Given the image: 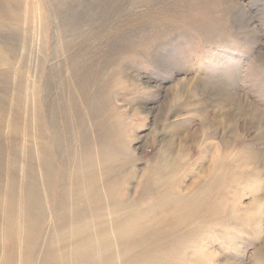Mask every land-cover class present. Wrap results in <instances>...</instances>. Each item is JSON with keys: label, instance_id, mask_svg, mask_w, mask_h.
Returning <instances> with one entry per match:
<instances>
[{"label": "rangeland", "instance_id": "obj_1", "mask_svg": "<svg viewBox=\"0 0 264 264\" xmlns=\"http://www.w3.org/2000/svg\"><path fill=\"white\" fill-rule=\"evenodd\" d=\"M56 1L57 4H54L53 0H13L14 4L12 6L16 7L17 4V7H20L16 11H11L13 7L10 6L3 14L0 9V60L2 61H0V184H2L0 185V264L10 256L13 264H28V261H33L32 264H35L40 250L45 243H49L53 215H57L59 212H67L65 210L71 206L70 202L61 201L60 196L67 194L68 196L65 195V197L69 198L72 193L71 189L74 187L79 192L81 189L80 194L85 199L89 194L86 191L85 183L89 186L92 183L94 187L99 185L97 189L100 190L97 191L95 188V191H91V195L95 197L99 194L97 192L100 191V194L103 195L102 186L107 184L105 186L107 189L113 187L112 191H116L113 195L114 197L117 195L116 200L118 202L124 203V205L135 204L139 206L143 200L144 183L147 185L159 182L161 178L164 181L167 180L166 169L164 170L162 167V159L160 160V158H162L163 151L165 153L167 150L165 155L170 152V150L168 151L169 148L164 146L166 143L171 140L177 145L180 143L176 142L177 137L188 140L190 147H192L190 152L194 154L192 163L200 158L201 147L209 149L208 146L206 147L207 143L215 146L217 152L232 153L235 151L234 154L236 155L241 150V146L253 144L258 130L248 126L245 117H241L237 125L236 123L233 124L236 137L239 138V144L230 148L225 144L226 142H223L225 130L218 125V118L213 114L214 108L208 104L205 105L204 101H208V98H203L200 87L198 86L197 89L195 83L207 82L209 85L220 89L226 88L230 93L234 91L231 95L232 99H235L239 104L241 103L240 107L247 103L260 111L264 118V0H203L204 2L202 0H75V4L73 0L72 3L69 0ZM59 4L60 8L57 7ZM52 6H54V10L58 8L62 11L55 10L56 12H53ZM3 10H5V7ZM157 13H159V16ZM115 21L116 23H114ZM147 32L148 34H146ZM3 60H6L5 63ZM11 61H13L12 64ZM121 66H123V69ZM20 68L21 70H19ZM112 75L113 77H111ZM20 76H24L23 80ZM1 77H7V79L2 80ZM9 79L11 80L9 81ZM226 81H229V83ZM183 82H187L186 84L189 87H193L191 90L195 96L185 95L181 102L173 100L170 102L168 97L174 95L175 89L181 86ZM76 100H78V104ZM92 109L94 110L92 111ZM171 110L172 112L177 111V120L168 117ZM95 113L97 117H95ZM102 113L103 115H100ZM2 114L6 119L5 121L1 117ZM45 117L48 119L45 120ZM175 120V123L180 125V129L176 134H173L170 127ZM114 122L115 124H113ZM116 124H119V126H116ZM128 125L130 126L128 127ZM4 127L5 129H3ZM53 128L56 132L58 130L62 132L56 134ZM102 129L106 132L109 131L105 134L106 132ZM12 131L17 135L15 136ZM69 131H71V134ZM117 133L122 134H120L121 137L119 135L120 139ZM167 134L170 136H167ZM202 135H205L204 140L206 139V143L200 147L199 145H202L200 144ZM69 136L72 138L70 139ZM102 139L108 144L104 143ZM47 140H50V143ZM157 141L159 144H157ZM100 144H102L104 150ZM225 147L227 148L225 149ZM115 149H117L116 152H119V155L115 152ZM176 151L173 150L172 154H175ZM69 152H73L72 155ZM214 153L216 152L213 150L210 155L208 153V156L211 158ZM16 154L17 156H15ZM73 154H75V157H73ZM91 154L94 155L91 156ZM120 154L122 158L119 157ZM104 155L106 158H103ZM82 157L83 161L81 160ZM128 158L131 159L128 160ZM132 158L135 160L133 161ZM176 160L177 158L174 162ZM131 161H133V164L130 163ZM22 164H26V168L22 167ZM109 164H111L110 169L107 166ZM67 165L68 167H65ZM199 165H203V168L205 165L204 171H206L207 179L211 181H207L203 177L204 175H199L198 170L201 168ZM209 166L210 161L206 164L202 162L197 164L194 169L196 173V169L199 168L197 174L192 173L193 176L190 175L187 178L189 181L186 179L183 182V185L191 186L192 184L191 193L193 192L195 195L192 194L184 200L173 199L167 205L159 204L157 199V202L156 200H150V203H147L149 206H146L147 211L141 215L142 219L131 231L133 233H136V230L139 232L146 231L152 225V229H162L172 245L165 251L153 252L156 259L154 256L147 258L142 264H200L201 262L202 264H224L223 262L226 260L228 262L232 261L228 264H258L261 262L256 261L255 252L253 251L258 248V244L264 245V242L260 243L264 239V222L262 223L263 233L260 241L257 234L256 218L254 214L250 213L251 208L247 205L249 199L244 194L247 191L255 192V190H259L264 201V186L258 188V186L249 183L246 177L242 176V170L235 164L224 166L223 170L222 168L215 169L213 172L208 170ZM10 167L13 171L14 168L18 171L19 179L16 178L18 180H22L23 172L27 171V178L23 180L26 182V188L29 189L30 184L34 182L42 188L41 190L38 187L40 191L35 190L42 191L41 194H45L44 197L43 195L41 197L43 208H40L38 202L40 196L37 199L33 195V199L29 195L25 197V205L28 206V211L25 210L23 219L24 221L26 219L28 229L27 233L24 234L28 235V232H31L27 237L29 239L27 242L25 236L23 239V258H21L18 251H12L13 247H17L20 239L18 240L15 236L7 244L4 241V205L7 204L8 193L10 191L14 195L17 192L14 195L16 196L14 201L17 204L21 202L19 196H23L18 190L21 189L19 181L18 187L14 188V191L7 188L9 183L7 175L9 174L5 172ZM131 169L133 170L130 171ZM150 169L154 175H152ZM41 170L42 172H40ZM76 170H79V180L78 177L72 180L74 178L73 173ZM113 170L114 172H112ZM154 170L155 172L159 171L158 174ZM135 171L139 174L137 175ZM66 172L68 175L65 174ZM184 173L183 171L180 173L181 175L178 174V177L183 176ZM122 175L124 177L127 175L128 178H124ZM220 175L222 179H219ZM137 176L138 178H136ZM231 176H235V179ZM214 178H218L222 182L213 185ZM228 178L230 179L228 180ZM205 180L209 182L210 187H208V183L204 182ZM227 180L228 182L231 181L230 184L236 183V185H227L230 186V191L223 190L224 195H228L222 197L221 192L218 193V189L224 186L225 182L228 183ZM78 181L81 182L78 183ZM240 181L243 182L240 183ZM198 182L203 183L199 185ZM77 183L81 186L80 188ZM71 184H73L72 187ZM82 187H85V189ZM32 191L35 195L34 187ZM129 192L133 194L129 195ZM184 192H186V188L183 190ZM236 192L237 195L241 193L240 196H236ZM188 194L189 191L183 196ZM132 197H134V200H131ZM239 197H241L240 201L238 200ZM5 199H7L6 202ZM92 204L96 205L97 202L94 200ZM211 210L213 213H210ZM73 213L76 214V212ZM84 213H79V215ZM195 215L196 218H194ZM129 217L133 218V216ZM233 220L236 223L239 222L235 225V221L234 224L232 222ZM12 222L14 223L12 224ZM16 223H18V213L14 214L10 220L13 231L16 229L14 227H17L15 226ZM154 225L156 228L153 227ZM193 226H196V228H192ZM202 227L204 228L202 229ZM34 229L37 230L36 233ZM223 232L224 234H222ZM37 233L39 236L36 235ZM176 233L179 234L178 238ZM189 234L192 236H189ZM241 244L242 246L237 248ZM134 249L129 248L128 251ZM211 250L212 254L209 253ZM181 253L182 256L179 255ZM217 256L218 259H216ZM28 257H30V260H28ZM177 259L181 261L178 262Z\"/></svg>", "mask_w": 264, "mask_h": 264}, {"label": "bare ground", "instance_id": "obj_2", "mask_svg": "<svg viewBox=\"0 0 264 264\" xmlns=\"http://www.w3.org/2000/svg\"><path fill=\"white\" fill-rule=\"evenodd\" d=\"M33 1V0H32ZM38 1V0H37ZM50 1V0H49ZM56 1V0H55ZM54 2V4H57V1ZM71 1L72 3V0H69ZM89 1V0H88ZM3 2V3H2ZM0 1V9L2 10L3 14H5V11L8 9V7L12 6L14 3H13V0H4V1ZM24 2V1H23ZM30 2V1H29ZM35 2V1H34ZM62 2V1H61ZM74 4H75V0H73ZM86 2V1H85ZM191 2V1H190ZM201 2V1H200ZM202 2H204L202 0ZM201 2V3H202ZM207 2V1H206ZM205 2V3H206ZM225 2V1H224ZM27 3V2H26ZM36 3V2H35ZM49 3V2H48ZM90 3V2H89ZM97 3V2H96ZM196 3V2H195ZM52 4V5H54ZM62 5V3H60ZM60 4L59 6H57L58 8H60ZM69 4V3H67ZM204 4V3H203ZM225 4V3H224ZM90 5V4H89ZM20 6V5H19ZM46 3H45V7H46ZM55 6V5H54ZM54 6H52L53 8V12H56L55 10H59L58 8L54 10ZM75 6V5H74ZM73 6V7H74ZM84 6V5H83ZM103 6V5H102ZM5 7V10H3V8ZM13 8L11 9V11H16L18 8L20 7H17V4H16V7L12 6ZM37 7V6H36ZM51 7V6H50ZM32 8V6H31ZM88 8V7H87ZM75 9V7H74ZM84 9V8H83ZM40 10V8H39ZM70 10V9H69ZM94 10V9H93ZM97 10V9H96ZM62 11V10H59V12ZM71 11V10H70ZM86 11V9H85ZM27 12V11H26ZM11 13V12H10ZM25 13V12H24ZM23 14V13H22ZM55 14V13H54ZM149 14V13H148ZM148 14H145V15H148ZM153 14V13H152ZM158 16H159V13H157ZM229 14V13H228ZM25 16V15H24ZM31 16V15H30ZM60 16V15H59ZM139 16V15H138ZM144 16V14H143ZM152 16V15H150ZM7 17V16H6ZM20 17V16H19ZM35 17V16H34ZM156 19L157 17L154 16ZM27 18V17H26ZM32 18V17H31ZM60 18V17H59ZM58 18V20L60 21V19ZM145 18V17H144ZM153 18V17H152ZM7 19V18H6ZM26 20V19H25ZM31 20V19H30ZM40 20V19H39ZM164 20V18H163ZM173 20V19H172ZM155 21V20H154ZM158 21V20H157ZM152 22V20H151ZM36 23V21H35ZM116 23V21L114 22ZM21 24H23L21 22ZM90 24V23H89ZM119 24V23H118ZM117 24V25H118ZM140 24V23H139ZM26 25V24H25ZM142 25V24H141ZM166 25V24H165ZM91 26V25H90ZM120 26V25H119ZM169 26V25H167ZM173 26V25H172ZM122 27V25H121ZM155 27V25H154ZM171 27V26H170ZM94 28V27H93ZM99 28V27H98ZM123 28V27H122ZM145 28V27H144ZM4 30V29H3ZM174 30V29H173ZM2 31V30H1ZM8 31V30H7ZM4 32V31H3ZM43 32V31H42ZM143 32V31H142ZM149 32V31H148ZM148 32L146 34H148ZM25 33V32H24ZM30 33V32H29ZM46 33V31H45ZM150 33V32H149ZM153 33V31H152ZM9 34V33H8ZM12 34V33H11ZM31 34V33H30ZM29 34V35H30ZM39 34V33H37ZM15 35V34H14ZM157 35V33H156ZM160 35V34H159ZM27 36V35H25ZM51 36V35H50ZM47 37V36H46ZM10 38V37H9ZM36 38V36H35ZM5 39V38H4ZM32 39V38H31ZM47 39V38H46ZM9 40V39H8ZM12 40V39H11ZM159 40V39H158ZM15 41V40H14ZM11 42V41H10ZM66 42V41H65ZM158 42V41H157ZM1 45V43H0ZM43 45V44H42ZM62 45V44H61ZM23 46V45H22ZM48 46H51V45H48ZM31 47V46H30ZM93 47V46H92ZM2 48V46H1ZM32 48V47H31ZM34 48V47H33ZM124 48V47H123ZM122 48V49H123ZM3 49V48H2ZM27 49V47H26ZM25 49V50H26ZM24 50V51H25ZM1 51V50H0ZM20 51V50H19ZM29 51V50H28ZM71 51V50H70ZM123 51V50H122ZM23 52V51H22ZM31 52V51H30ZM88 52V51H87ZM75 53V52H74ZM34 54V53H33ZM90 54V53H89ZM3 55V54H2ZM2 55H1V59H2ZM5 55V54H4ZM32 55V54H31ZM44 55V54H43ZM66 56V55H65ZM7 57V56H6ZM43 58V57H42ZM12 59V58H11ZM41 59V58H40ZM69 59V58H68ZM45 60V59H43ZM51 60V59H50ZM122 60V59H121ZM1 61V60H0ZM4 61V60H3ZM6 61V60H5ZM4 61V63H5ZM41 61V60H40ZM2 62V61H1ZM10 62V61H9ZM13 63V61H11V64ZM5 65V64H4ZM169 65V64H168ZM25 67V66H24ZM23 67V68H24ZM122 69H123V66H121ZM9 69V68H8ZM49 69V68H48ZM171 69V68H170ZM14 70V68H13ZM21 70V68L19 69ZM24 70V69H23ZM12 71V70H11ZM28 71V70H27ZM41 71V69H40ZM42 72V71H41ZM132 73V72H131ZM178 73V72H176ZM120 74V73H119ZM7 75V74H6ZM5 75V76H6ZM32 75V74H31ZM122 75V74H121ZM133 75V74H132ZM1 76V75H0ZM10 76V75H9ZM33 76V75H32ZM8 77V76H7ZM7 77L5 78H2V80L4 79H7ZM13 77V76H12ZM12 77H9V78H12ZM23 80L24 76H20ZM27 77V76H26ZM113 77V75L111 76ZM233 77V76H232ZM115 78V77H114ZM227 78V77H226ZM15 79V78H14ZM19 79V78H18ZM212 79V78H210ZM219 79V78H217ZM11 79H9L10 81ZM21 80V79H20ZM21 80V81H22ZM135 80V79H134ZM138 80V79H137ZM221 80V79H220ZM227 80V79H226ZM112 81V80H110ZM231 81V80H230ZM5 82V81H4ZM14 82V81H13ZM19 82V81H18ZM116 82V81H115ZM145 82V81H144ZM229 83V81H226ZM108 83V82H107ZM187 82H183L181 83V86L177 87V89H175V93L174 95H171L168 97L169 101L171 102V100L173 101H177V102H181V100H183V96L185 95H189L191 97H194L195 95L192 94V88L193 87H189L187 84ZM221 83V82H220ZM8 84V83H7ZM38 84V83H37ZM194 84V83H192ZM197 84V85H196ZM213 84V83H212ZM222 84H223V81H222ZM227 84V83H226ZM2 85V84H1ZM20 85V84H19ZM22 85V84H21ZM43 85V84H42ZM139 85V84H138ZM196 85V88L198 87L200 89V91L203 93V98H208V101H204L205 102V105H210L211 107L214 108V115L218 118V125H220L222 127V129L225 130V133L223 135V142H226L225 144H227L228 147L232 148V146H236L239 144V138L236 137V134H235V123L236 125L238 124L239 120L241 119V117H245V120L248 124V126H250L252 129H256L258 130V133L255 135V138H254V143L253 144H248V145H243L241 146V150L236 154L235 151H233L232 153L230 152H217L218 150H215V146L213 145H208L209 143L206 144V147L208 146L209 149H204L202 148L201 146H203L205 143H206V139L204 140V137L205 135H202V140H201V143L202 145H199L201 147V150H200V158L195 161L194 163H192V159H193V156L194 154L192 152H190V150H192V147H190V144L188 143V140H186L185 138H179L177 136L178 139L176 140V142H180V143L177 145L173 140L169 141L168 143H166L164 146L169 148L168 151L170 150V152L168 154L165 155V153H167V150L166 152L164 153V151L162 152V158H160L161 160V165L162 167L164 168V170L166 169V173H167V177L166 176V179L164 181L163 178L159 179V182H155V183H150V184H143L144 185V188H143V200H142V203L137 206L135 204H129V205H124V203H120L116 200V197H114L113 193L116 192V191H112V188L111 189H107V184L106 185H103L102 188H103V195L100 194V192H97L99 194H97V197L91 195V191H95V188L97 189V187L99 185H96L94 187V185H92L91 183V186H89V184L85 183L86 184V187H87V190L89 192L88 194V197L86 196V198L84 199V197H82V195L80 194L81 192V189H80V192L78 190L75 189V187L73 189H71L72 193H71V196H69V198H66L65 195L67 194H63L60 196V200L61 201H68V203L70 202L71 203V206H69L70 208L65 210L67 212H59V214L57 213L54 214L53 216V221H52V224L53 226L52 229H50V237H49V243L47 245V243L44 244L43 248L40 250L39 254L37 255V260L35 261V264H134V263H138V264H142L147 258H151L154 256V258L156 257V255H154L153 252H157V251H160V250H167L171 247L172 243L170 240L167 239V236L164 235V232L162 231V229H152V225L150 228H147L146 231H138L136 230V233H133L131 230H134V228L137 226V223L142 219V216L146 211V206L147 203L150 201V200H158V203L159 204H164V205H167L170 203L171 200L173 199H177V200H184L185 198H187L188 196L190 195H195L193 192L191 193L192 191V184L191 186H188V185H183V182L188 178L193 176L192 173H195L194 169H195V166H197V164L199 163H207L210 161V166L208 168L209 171H212L215 170V169H220L222 168L223 170V167L224 166H230L231 164H235L237 165L238 168H240L242 171V176L243 177H246V180H248L249 183H251L252 185H256L258 186V188L261 186L263 187L264 186V118L261 114L260 111H258L257 109H254L251 105L245 103L244 105H242L243 107H240V104L234 99H232V94H233V88L231 89L233 92L230 93L228 91V89L226 90V86L224 87L225 89H220L219 87H214V86H211L209 85V83L207 82H203L201 84H198V83H195ZM227 85H230V84H227ZM18 86V85H17ZM24 86V85H23ZM194 86V85H193ZM77 87V85H76ZM82 87V86H81ZM102 87V85H101ZM229 87V86H228ZM227 87V88H228ZM29 88V87H28ZM134 88V87H133ZM152 88V87H151ZM195 88V87H194ZM197 88V89H198ZM230 88V87H229ZM20 89V88H19ZM35 89V87H34ZM30 90V89H29ZM28 90V91H29ZM43 90V89H42ZM194 90V89H193ZM44 91V90H43ZM109 91V90H108ZM132 91V90H131ZM15 92V91H14ZM31 92V91H29ZM36 92V91H34ZM104 92V91H103ZM102 92V93H103ZM150 92V91H149ZM26 94V93H25ZM70 94V92H69ZM114 94V93H113ZM123 94V92H122ZM152 94V93H151ZM13 95V94H12ZM32 95V94H31ZM35 95V94H34ZM94 95V94H93ZM168 96V95H167ZM26 97V96H25ZM112 97V96H111ZM117 97V96H116ZM21 98H22V95H21ZM37 98V97H36ZM80 98V97H79ZM113 98V97H112ZM137 98V97H136ZM30 99V98H29ZM98 99V98H97ZM18 100H19V97H18ZM22 100V99H21ZM32 100V99H31ZM82 100V99H81ZM100 100V99H99ZM104 100V99H103ZM102 100V101H103ZM127 100V99H126ZM77 101V104H78V100ZM32 102V101H31ZM82 102V101H81ZM99 102V101H98ZM97 102V103H98ZM104 102V101H103ZM86 103V102H85ZM23 104V103H22ZM30 104V103H29ZM75 105V104H74ZM88 105V104H87ZM92 105V104H91ZM94 105V104H93ZM99 105V104H98ZM184 105V104H183ZM194 106V105H193ZM43 107V106H42ZM84 107V106H83ZM95 107V106H94ZM122 107V106H121ZM120 107V108H121ZM175 107V106H174ZM79 108V107H78ZM45 109V108H44ZM89 109V108H88ZM2 110V108H1ZM17 110V109H16ZM21 110V109H20ZM73 110V109H72ZM82 110V109H81ZM94 109H92L93 111ZM120 110V109H119ZM67 111V110H65ZM18 112V111H17ZM44 112V111H43ZM1 113V112H0ZM87 113V112H86ZM181 113V112H180ZM19 114V113H18ZM76 114V113H75ZM93 114V113H92ZM96 114V113H95ZM164 114V113H163ZM7 115V114H6ZM48 115V114H47ZM100 115H103L100 114ZM134 115V114H133ZM178 113L177 111H173L172 110L169 112L168 114V117H172L174 119L177 120V116ZM49 116V115H48ZM47 116V117H48ZM88 116V115H87ZM3 118V120L5 121L6 119H4V116L2 114L1 116ZM30 117V115H29ZM97 117V114L96 116ZM94 117V118H95ZM101 117V116H100ZM129 117V116H128ZM167 117V118H168ZM13 118H16V117H13ZM31 118V117H30ZM93 118V119H94ZM127 118V117H126ZM19 119V118H18ZM33 119H34V116H33ZM48 119L45 117V120ZM66 119V118H65ZM69 119H70V115H69ZM85 119V118H84ZM180 119V117H179ZM195 119V118H194ZM8 120V119H7ZM176 120L174 121V123H172L171 127L172 128V132L173 134L177 133V131L180 129V125H177L175 122ZM12 121V120H11ZM64 121V120H63ZM68 121V120H67ZM76 121V120H75ZM81 121V120H80ZM98 121V120H97ZM127 121V120H126ZM1 122V121H0ZM28 122V121H27ZM51 122V121H50ZM77 122V121H76ZM79 122V121H78ZM83 122V121H82ZM207 122V121H206ZM6 123V122H5ZM4 123V124H5ZM10 123V122H9ZM13 123V122H12ZM15 123V122H14ZM21 123V122H20ZM66 123V122H65ZM72 123V122H71ZM80 123V122H79ZM86 123V121H85ZM84 123V124H85ZM109 123V122H108ZM107 123V124H108ZM112 123V122H111ZM188 123V122H187ZM209 124H212L210 122H207ZM1 124V123H0ZM8 124V123H7ZM53 124V122H52ZM64 124V123H63ZM106 124V125H107ZM115 124V122L113 123ZM123 124V123H122ZM120 124V125H122ZM234 124V125H233ZM81 125V124H80ZM109 125V124H108ZM5 126V125H4ZM20 126V125H19ZM18 126V127H19ZM24 126V125H23ZM32 126V125H31ZM48 126V125H47ZM103 126V125H102ZM105 126V125H104ZM116 126H119V124ZM130 125H128L129 127ZM169 126V125H168ZM167 126V127H168ZM53 127V126H52ZM50 127V128H52ZM96 127V126H95ZM136 127V126H135ZM24 128V127H23ZM26 128V127H25ZM101 128V127H100ZM169 128V127H168ZM5 129V127L3 128ZM38 129V128H36ZM47 129V128H46ZM54 129V128H53ZM66 129V128H65ZM70 129V128H69ZM98 129V127H97ZM116 129V128H115ZM118 129V128H117ZM132 129V127H131ZM33 130V129H32ZM51 130V129H50ZM55 130V129H54ZM93 130V129H92ZM99 130V129H98ZM103 130V129H102ZM171 130V129H170ZM94 131V130H93ZM105 131V130H103ZM109 131V130H108ZM108 131L105 133L107 134ZM125 131V130H124ZM129 131V130H128ZM135 131V130H134ZM6 132V130H5ZM13 132V131H12ZM54 132V131H53ZM56 132V130H55ZM59 132H62V131H57L56 134ZM70 134H71V131H69ZM170 132V131H169ZM186 132V131H185ZM14 135H15V132H13ZM21 133V131H20ZM67 133V132H66ZM88 133V132H87ZM96 133V132H95ZM111 133V132H110ZM116 133V131H115ZM122 133V132H121ZM120 133V134H121ZM69 134V133H68ZM75 134V133H74ZM90 135V133H88ZM93 134V133H92ZM118 137H119V135ZM124 135V133H122ZM121 134V135H122ZM163 134V133H162ZM17 135V134H16ZM15 135V136H16ZM45 135V134H44ZM52 135V134H51ZM50 135V136H51ZM88 135V136H89ZM111 135V134H110ZM120 135V137H121ZM127 135V134H126ZM55 136V135H54ZM87 136V134H86ZM101 136V135H100ZM115 136V135H114ZM167 136H170L169 134H167ZM196 136V135H195ZM39 137V136H38ZM75 137V136H74ZM117 137V136H116ZM117 137V138H118ZM119 137V139H120ZM129 137V136H128ZM163 137V135H162ZM166 137V136H165ZM173 137V136H172ZM193 137V136H192ZM199 137V136H198ZM17 138V137H15ZM70 138V136H69ZM72 138V137H71ZM70 138V139H71ZM90 139V137H88ZM87 138V139H88ZM114 138V137H113ZM168 138H171V137H168ZM241 138V137H240ZM96 139V138H95ZM94 139V140H95ZM99 139V138H98ZM97 139V140H98ZM109 139V138H108ZM118 139V140H119ZM125 138L123 137V140ZM40 140V139H39ZM76 140V139H75ZM81 140V139H80ZM96 140V142H97ZM103 140V139H102ZM253 140V139H252ZM44 141V139H43ZM48 141V140H47ZM50 141V140H49ZM48 141V142H49ZM56 141V140H55ZM101 141V140H99ZM98 141V142H99ZM107 141V140H105ZM122 141V140H121ZM216 141V140H215ZM47 142V143H48ZM95 142V141H94ZM104 142V140H103ZM112 142V141H111ZM125 142V141H124ZM158 142V141H157ZM199 142V141H198ZM37 143V142H36ZM50 143V142H49ZM57 143V142H55ZM77 143V142H76ZM84 143V142H83ZM101 143V142H99ZM98 143V144H99ZM104 143H107V142H104ZM102 143V144H104ZM114 143L116 144V142L114 141ZM128 143V142H127ZM214 143V142H213ZM81 144V143H80ZM85 144V143H84ZM101 145V148L103 147ZM108 144V143H107ZM114 144V145H115ZM159 144V142L157 143ZM212 144V143H211ZM17 146V144H15ZM45 145V144H44ZM92 145V144H91ZM99 145V146H100ZM121 145V144H120ZM125 145V143H124ZM194 145V144H193ZM191 145V146H193ZM29 146V145H28ZM27 146V147H28ZM48 146V145H47ZM78 146V145H76ZM109 146V145H107ZM117 146V145H116ZM122 146V145H121ZM128 146H129V143H128ZM222 146V145H221ZM240 146V145H239ZM69 147V146H68ZM79 147V146H78ZM113 147V146H111ZM123 147V146H122ZM199 147V149H200ZM113 148H116L115 146ZM113 148H111L112 150H114ZM124 148V147H123ZM227 147H225L226 149ZM239 148V149H240ZM34 149V148H33ZM39 149V148H38ZM100 149V148H99ZM103 149V148H102ZM126 149V148H125ZM124 149V150H125ZM128 149V148H127ZM235 149V148H234ZM87 150V148H86ZM90 150V149H89ZM92 150V149H91ZM101 150V149H100ZM104 150V149H103ZM117 149H115V152H116ZM157 150V149H156ZM176 151L175 154H172V152ZM215 151L216 153H214V155L210 158L208 156V153L210 155L211 151ZM222 150H223V147H222ZM232 150V149H230ZM236 150V149H235ZM51 151V150H50ZM55 151V150H54ZM84 151V150H83ZM102 151V150H101ZM118 151H120L118 149ZM122 151V150H121ZM159 151V150H158ZM34 152V151H33ZM40 152V151H39ZM105 152V151H104ZM107 152V151H106ZM113 152V151H111ZM110 152V153H111ZM43 153V152H42ZM49 153V152H48ZM70 153V152H69ZM73 153V152H72ZM72 153H70L72 155ZM100 153V152H99ZM117 153V152H116ZM123 153V152H122ZM129 153V152H128ZM191 153V154H190ZM2 154V153H1ZM26 154H28L26 152ZM33 154V153H32ZM56 154V153H55ZM103 154V152H102ZM119 155V152L117 153ZM124 154V153H123ZM132 154V153H131ZM234 154V155H233ZM49 155V154H48ZM70 155V157H71ZM75 157V154H73ZM79 155H83V154H79ZM94 155V154H91V156ZM100 155V154H99ZM108 155V154H107ZM17 156V154L15 155ZM31 156V155H29ZM47 156V155H46ZM53 156V155H52ZM90 156V155H89ZM90 156V158H91ZM101 156V155H100ZM117 156V155H115ZM122 155L120 154L119 157H121ZM158 156V155H157ZM2 157V156H1ZM27 157V156H26ZM32 157V156H31ZM35 157V156H34ZM51 157V156H50ZM111 157V156H110ZM114 157V156H113ZM118 157V156H117ZM116 157V158H117ZM159 157V156H158ZM55 158V157H54ZM77 158V157H76ZM89 158V159H90ZM94 158V157H93ZM98 158V157H97ZM103 158H106L105 155ZM122 158V157H121ZM177 158V160L174 162V160ZM30 159V158H29ZM43 159V158H42ZM41 159V160H42ZM52 159V158H51ZM78 159V158H77ZM92 159V158H91ZM126 159V158H125ZM131 158H128V160H130ZM156 159V158H155ZM159 159V158H158ZM46 160V159H45ZM75 160V159H74ZM73 160V161H74ZM83 161V157L81 159ZM109 160V158H108ZM111 160V159H110ZM119 160V159H118ZM121 160V159H120ZM133 160V158H132ZM135 160V159H134ZM133 160V161H134ZM2 161V160H1ZM12 161V160H11ZM57 161V160H55ZM99 161V160H98ZM97 161V163H98ZM112 161V160H111ZM110 161V162H111ZM123 161V160H122ZM133 161H131L130 163H132ZM25 162V161H24ZM50 162V161H49ZM58 162V161H57ZM96 162V161H95ZM102 162V160H101ZM106 162V161H105ZM125 162V161H124ZM48 163V162H47ZM78 163V162H77ZM83 163V162H82ZM85 163V162H84ZM89 165H90V161L88 162ZM93 163V162H92ZM96 163V164H97ZM100 163V161H99ZM98 163V164H99ZM113 163H116V162H113ZM126 163V162H125ZM129 163V164H130ZM11 164V162H10ZM9 164V166H10ZM13 164V163H12ZM15 164V163H14ZM20 164V163H19ZM133 164V163H132ZM135 164V163H134ZM157 164V162H156ZM209 164V163H208ZM44 165V164H43ZM50 165V164H49ZM60 165V164H59ZM86 166V164H84ZM110 165H107L109 166L108 169H110ZM125 165V164H124ZM123 165V166H124ZM128 165V164H127ZM160 165V166H161ZM13 166V165H12ZM20 167V165H18ZM22 167L26 168V164H22L21 165ZM47 166V165H46ZM54 166V165H53ZM106 166V165H105ZM113 166V165H112ZM120 166V165H119ZM122 166V165H121ZM122 166V167H123ZM130 166V165H129ZM133 166V165H131ZM200 166V165H199ZM207 166V165H206ZM15 167V166H13ZM55 167V166H54ZM65 167H68L65 166ZM71 167V166H70ZM88 167V166H87ZM101 167V166H100ZM121 167V168H122ZM127 167V166H125ZM161 167V168H162ZM200 170L196 169V173L197 174V170H198V173L199 175H204L203 177H205V179L207 181H211L209 179H207V175H206V171H204V168H205V165H204V168H203V165L200 166ZM35 168V167H34ZM42 168V167H41ZM53 168V167H52ZM94 168V167H93ZM103 168V166H102ZM130 168V167H129ZM152 168V166H151ZM227 168V167H226ZM20 170L22 168H19ZM45 169V168H44ZM54 169V168H53ZM60 169V168H59ZM71 169V168H70ZM74 169V168H73ZM114 169V168H113ZM153 169V168H152ZM156 169V167H155ZM239 169V171H240ZM6 170V169H4ZM40 170V169H39ZM52 170V169H51ZM115 170V169H114ZM114 170L112 172H114ZM133 169H131L130 171H132ZM151 170V169H150ZM207 170V171H208ZM15 171V172H14ZM14 171L12 169V167H10L9 169L7 168V172H5L6 174H9L7 175V180L9 183H8V186L7 188L8 189H13V191L15 190L14 188L18 187V181L19 183H21V189H18L19 190V193L23 194V196H19L20 198V201L21 202H18V204L14 201V195H16L17 192H15L14 195H12V192L9 191L8 193V200L5 199V202L7 200V204L4 205V213H5V219H4V222H5V227L3 229L4 231V235H5V238H4V241H5V244H7V242L12 238H14L16 236V238H18V240L20 239V242L18 243L17 247H13L12 251H18L21 258H23V239H24V236H25V241L27 242L29 239H27L28 235L30 234L31 231L28 232V235H25L27 233V229H28V224L26 223V219L24 221V213H25V210L28 208V206L25 205V197L26 195H29V197L32 198V195L33 196H36V199L39 197V203H40V208L42 207V202H41V197L43 195V197L45 196V194H41V192H38L40 191L38 189V187H40V185H37L36 183L32 182L30 185L31 187L26 188V182L23 181L24 179L27 178V171L26 172H23L21 178L22 180H18L19 179V174H18V171L14 168ZM35 171V170H34ZM33 171V172H34ZM38 171V170H37ZM36 171V172H37ZM73 171V170H72ZM116 171V170H115ZM149 171V170H148ZM185 172L183 174V176L181 177H178V174L182 173V172ZM226 171V170H225ZM42 172V170L40 171ZM58 172V171H57ZM68 172V171H67ZM65 173L68 175V173ZM83 172V171H82ZM108 172V171H107ZM119 172V171H118ZM121 172V171H120ZM126 172V171H125ZM136 172V171H135ZM152 172V170H151ZM155 172V170H154ZM157 172V171H156ZM155 172V173H156ZM159 172V171H158ZM157 172V174H158ZM4 173V172H3ZM50 173V172H49ZM62 173V172H61ZM73 173V172H71ZM95 173V172H94ZM98 173V172H97ZM102 173V172H101ZM110 173V172H109ZM116 173V172H115ZM132 173V172H131ZM150 173V171H149ZM220 173V171H219ZM223 173V171L221 172V174ZM231 173V172H230ZM56 174V173H55ZM58 174V173H57ZM56 174V175H57ZM74 174V178H72V180L74 179H77L78 177V180H79V170H76V172L73 173ZM127 174V172H126ZM135 174V173H134ZM136 174L138 175L139 173L136 172ZM135 174V175H136ZM161 174V172H160ZM165 174V173H164ZM210 174V173H209ZM104 175V173H103ZM152 175L153 172H152ZM181 175V174H180ZM43 176H44V173H43ZM47 176V175H46ZM53 176V175H52ZM99 176V175H98ZM123 176V175H122ZM212 176V175H211ZM215 176V175H214ZM235 176H238V175H235ZM235 176H231L233 177V179H235ZM32 177V176H31ZM45 177V176H44ZM124 177V176H123ZM224 177V175H223ZM228 177V175H227ZM0 178H1V174H0ZM5 178V177H4ZM18 178V179H16ZM47 178V177H46ZM55 178V176H54ZM65 178V177H64ZM122 178V177H120ZM124 178H128L127 175L126 177ZM131 178V177H130ZM133 178V177H132ZM138 178V176L136 177ZM157 178V177H155ZM212 178V177H211ZM210 178V179H211ZM221 178V175L219 177V179ZM3 179V178H2ZM114 179V177H113ZM141 179V178H140ZM151 179V178H150ZM219 179L217 178H214L213 179V185L215 184H220L222 181H219ZM222 179V178H221ZM226 179V178H225ZM230 178H228L229 180ZM232 179V178H231ZM237 179V178H236ZM29 180V179H28ZM62 180V179H61ZM71 180V179H70ZM82 180V179H81ZM95 180V179H94ZM102 180V178H101ZM115 180V179H114ZM135 180V179H134ZM147 180V179H146ZM192 180V179H191ZM206 180L204 182H206ZM227 180V182H228ZM4 181V180H3ZM51 181V180H50ZM104 182V180H102ZM139 181V180H138ZM164 181V182H163ZM187 181H189L187 179ZM197 181V180H196ZM194 181V182H196ZM25 182V183H24ZM28 182V181H27ZM61 182V181H60ZM71 182V181H70ZM81 181H78V183H80ZM85 182V181H84ZM95 182V181H94ZM127 182V181H126ZM129 182V181H128ZM137 182V181H136ZM143 182V181H142ZM147 182V181H146ZM243 182V181H242ZM240 181V183H242ZM1 183V182H0ZM75 183V182H74ZM77 183V185L79 186V184ZM120 183V182H119ZM140 183V182H139ZM193 183V182H192ZM203 183V182H202ZM201 182H198L197 184L201 185L202 184ZM208 183V187H210L209 185V182H206ZM230 182L228 183H224V186H222L221 188L218 189V193H220V195L222 197H225L226 195H224V191L225 189H227L226 191H230V186L228 187L227 185H232L230 184ZM234 183V181H233ZM33 184V185H32ZM55 184V183H54ZM64 184V183H63ZM67 184V182H66ZM84 184V186H85ZM105 184V183H104ZM123 184V183H122ZM128 184V183H126ZM125 184V186H126ZM136 184V183H135ZM194 184V183H193ZM211 184V183H210ZM236 185V183H234ZM233 184V185H234ZM245 184V182H244ZM2 185V184H0ZM22 185H24L22 187ZM50 185V184H49ZM73 184H71V187H72ZM114 185V184H112ZM133 185V184H132ZM131 185V186H132ZM232 185V186H233ZM240 185V184H239ZM238 185V187H239ZM47 186V185H46ZM64 186V185H63ZM130 186V188H131ZM137 186V185H136ZM135 186V188H136ZM242 186V184H241ZM240 186V187H241ZM34 187V191H35V195L33 194V191H32V188ZM50 187V186H49ZM81 186H79L80 188ZM201 187V186H200ZM199 187V188H200ZM220 187V186H219ZM237 187V188H238ZM4 188V187H2ZM1 188V189H2ZM62 188V187H61ZM66 188V187H65ZM78 188V187H77ZM85 189V187H82ZM110 188V187H109ZM129 188V187H128ZM139 188V187H137ZM186 188V192L189 191V194L186 196H183L186 192L183 193V190ZM38 191H36V190ZM40 189L42 190V188L40 187ZM48 189V188H46ZM56 189V187H55ZM119 191H120V187L118 188ZM117 189V190H118ZM133 189V187H132ZM202 189V187H201ZM200 189V190H201ZM100 190L99 188L97 189V191ZM131 190V189H130ZM139 190V189H138ZM234 190V189H233ZM237 190V189H236ZM241 190V189H240ZM119 191H118V194H119ZM135 191V189H134ZM223 191V192H222ZM232 191V190H231ZM49 192V190H48ZM65 193V191H63ZM69 192V191H68ZM198 192V190H197ZM195 192V193H197ZM40 193V194H39ZM46 193V192H45ZM58 193V192H57ZM94 193V192H93ZM130 193V192H129ZM227 193V192H226ZM39 194V195H38ZM95 194V193H94ZM128 194V193H127ZM133 194V193H132ZM131 193L129 195H132ZM135 194V193H134ZM238 193L236 192V196H240L237 195ZM55 195H56V192H55ZM86 195V194H85ZM141 195V194H140ZM219 194H217L218 196ZM219 195V196H220ZM224 195V196H223ZM3 196V195H2ZM7 196V195H6ZM68 196V195H67ZM128 196V195H127ZM216 196V197H217ZM220 196V198H221ZM244 196H248V203L247 205H249V207L251 208L250 210V213L254 214V217L256 218V228H257V234H258V238L260 239V241L262 240V233H263V230H262V223L264 222V201H263V195L260 194V191L259 190H255L254 191H247L245 192ZM28 197V198H29ZM94 197V198H93ZM131 197V196H129ZM7 198V197H6ZM18 198V199H19ZM134 197L131 198V200L133 199ZM189 198V197H188ZM240 198H235V199H238L240 201ZM35 199V197H34ZM93 199V200H92ZM123 199V198H122ZM217 199V198H216ZM232 199V198H231ZM234 199V200H235ZM97 202L96 205H93L92 204V201ZM124 200V199H123ZM130 200V199H129ZM134 200V199H133ZM156 200V202H157ZM35 201V200H34ZM136 201V200H135ZM141 201V200H140ZM139 201V202H140ZM220 201V200H219ZM218 201V202H219ZM239 201H237L239 203ZM126 202V201H125ZM128 202V200H127ZM134 202V201H133ZM137 202V203H139ZM187 202V201H186ZM222 202V201H221ZM230 202V201H229ZM228 202V203H229ZM236 202V201H235ZM234 202V203H235ZM32 203V202H31ZM38 203V204H39ZM55 203V202H53ZM129 203V202H128ZM150 203V202H149ZM209 203V202H208ZM233 203V202H232ZM237 203V204H238ZM65 204V203H64ZM221 204V203H220ZM231 204V203H229ZM245 204V203H244ZM33 205V204H32ZM69 205V204H67ZM223 205V203H222ZM229 206V205H228ZM227 206V207H228ZM235 206V205H234ZM241 206V205H240ZM245 206V205H244ZM35 207V206H34ZM59 207V205H58ZM149 207V206H148ZM205 207V206H204ZM215 207V205H214ZM242 207V206H241ZM43 208V207H42ZM203 208V207H202ZM212 208V207H211ZM221 208V207H220ZM219 208V210H221ZM33 209H36V208H33ZM38 209V208H37ZM243 209H245V207H243ZM201 210V208H200ZM216 210V209H215ZM236 210V209H235ZM28 211V209H27ZM57 211V210H56ZM217 211V210H216ZM249 211V210H248ZM34 212V211H33ZM37 212L40 213V211L37 210ZM44 212H45V208H44ZM73 212H76L73 213ZM85 212L84 214H81L79 215V213H83ZM194 212V211H192ZM201 212V211H200ZM213 213V211L211 210L210 213ZM232 212V211H231ZM242 212V211H241ZM18 213V223H16L17 227H14L15 231H13V227H11L10 225V220L12 218V216L14 214ZM206 213V211H205ZM225 213V212H224ZM29 214V213H28ZM38 214V213H37ZM187 214V213H186ZM193 214V213H192ZM202 214V212H201ZM239 214V213H238ZM31 215V214H30ZM35 215V214H34ZM45 215V214H44ZM194 215V214H193ZM237 215V214H236ZM33 216V215H32ZM31 216V217H32ZM37 216V215H36ZM35 216V217H36ZM46 216V215H45ZM129 216H133V218H130ZM219 216V215H217ZM231 216H232V213H231ZM246 216H248L246 214ZM253 216V215H252ZM202 217V216H201ZM220 217V216H219ZM250 217V216H249ZM45 218V217H44ZM176 218V217H175ZM174 218V220H175ZM194 218H196V215L194 216ZM29 219V218H28ZM164 219V218H163ZM193 219V218H192ZM14 220V219H13ZM17 220V219H15ZM197 220V219H196ZM243 220V219H242ZM234 221L233 220V224H234ZM255 221V220H254ZM38 222V221H37ZM183 222V221H182ZM195 222V221H194ZM229 222V221H228ZM231 222V221H230ZM231 222V224H232ZM239 222V221H238ZM237 222V223H238ZM247 222V221H246ZM14 222H12L13 224ZM200 223V222H199ZM226 223V222H225ZM236 221H235V225L237 224ZM249 223V222H248ZM251 223V222H250ZM9 224V225H8ZM194 225V223H192ZM191 224V225H192ZM221 225V223H219ZM230 224V225H231ZM33 225V224H32ZM156 225V224H155ZM155 225L153 226L154 228ZM183 225V224H182ZM204 226V225H203ZM2 227V226H1ZM35 227V226H34ZM33 227V228H34ZM41 228V226H39ZM38 227V229H39ZM241 227V226H240ZM31 228V227H30ZM44 228V227H43ZM192 228H196V226H193ZM204 227H202L203 229ZM207 228V227H206ZM205 228V229H206ZM239 228V227H238ZM242 228V227H241ZM146 229V228H144ZM143 229V230H144ZM201 229V228H200ZM199 229V230H200ZM204 229V230H205ZM247 229H250L247 227ZM255 229V228H254ZM31 230V229H30ZM41 230V229H40ZM40 230H39V234H40ZM171 230V229H170ZM174 230V229H173ZM177 230V229H176ZM251 230V229H250ZM35 231V229H34ZM37 231V230H36ZM35 231V233H36ZM168 231V230H167ZM166 231V232H167ZM195 231V230H194ZM202 231V230H201ZM229 231V230H228ZM236 231V230H235ZM44 232V231H43ZM200 232V231H199ZM255 232V231H254ZM25 233V234H24ZM48 233V232H47ZM180 233V232H179ZM194 233V232H193ZM219 233H220V230H219ZM248 233V232H247ZM224 234V232L222 233ZM243 234V233H242ZM1 235V234H0ZM38 235V233L36 234ZM197 235V234H195ZM201 235V234H200ZM249 235V234H248ZM39 236V235H38ZM174 236V235H173ZM189 236H192L189 234ZM220 236V235H219ZM257 236V235H256ZM176 237L178 238L179 237V234L176 233ZM186 238H189L187 236H185ZM227 237V236H226ZM35 238V237H34ZM174 238V237H173ZM199 238V237H198ZM39 239H41L39 237ZM38 239V240H39ZM46 239V238H45ZM193 239V238H192ZM217 239V238H216ZM32 240V238H31ZM44 240V239H43ZM1 241V239H0ZM17 242V241H16ZM25 242V243H26ZM43 242V241H42ZM41 242V243H42ZM177 242V241H176ZM198 242V241H197ZM217 242V241H216ZM264 242V239L262 240V242L260 243H263ZM182 243V242H181ZM180 243V244H181ZM185 243H186V240H185ZM188 243V242H187ZM196 243V242H195ZM178 244V242H177ZM219 244V243H218ZM9 245V244H8ZM27 245V244H26ZM30 245V243H29ZM37 246V245H36ZM242 246L239 245L237 248H240ZM175 247V246H174ZM2 248L4 249L3 245H2ZM129 248H135L134 250H131V251H128ZM196 248V246H195ZM39 249V248H38ZM1 250V249H0ZM8 250V249H7ZM34 250V249H33ZM156 250V251H155ZM200 250V249H199ZM205 251V249H203ZM243 250V249H242ZM31 251V250H30ZM35 251V250H34ZM39 251V250H38ZM192 251V250H190ZM189 251V253H190ZM201 251V250H200ZM214 251V249H213ZM217 251V250H216ZM32 252V251H31ZM188 252V251H187ZM211 251H209V253H211ZM255 252L254 253V257L256 258V261L259 262L261 261L260 263L258 264H264V245H261V244H258V248L255 249ZM34 253V252H33ZM188 253V254H189ZM31 254V253H30ZM159 254V253H158ZM169 254V253H168ZM212 254V253H211ZM210 254V255H211ZM215 254V253H213ZM221 254V253H220ZM7 255V253H6ZM10 255V254H9ZM182 256V253L179 254ZM187 255V254H186ZM207 255V254H206ZM252 255V254H251ZM8 256V255H7ZM197 256V255H196ZM213 256V255H212ZM250 256V255H249ZM2 257V256H1ZM170 257V256H169ZM159 258V257H158ZM208 258V256H207ZM215 258V257H213ZM156 259V258H155ZM162 259V258H161ZM165 259V258H164ZM182 259V258H181ZM200 259V258H199ZM206 259V258H204ZM218 259V256L217 258ZM243 259H244V255H243ZM28 260H30V257H28ZM162 261V260H161ZM178 261V259L176 260ZM181 261V260H180ZM178 261V262H180ZM188 261V260H187ZM164 262V260H163ZM186 262V261H185ZM216 262V261H215ZM220 263V261H218ZM217 262V263H218ZM229 262H232V261H229ZM228 260H226L225 262H223L224 264H228L229 263ZM33 261H28V264H32ZM182 263V262H181ZM199 263V262H198ZM209 263V262H208ZM2 264H13L12 262V259H11V256L10 258H7V259H4L3 260V263ZM20 264V263H19ZM164 264V263H163ZM166 264V263H165ZM167 264H170V263H167ZM172 264V263H171ZM202 264V262L200 263ZM206 264V263H205ZM237 264V263H236ZM250 264V263H249Z\"/></svg>", "mask_w": 264, "mask_h": 264}]
</instances>
